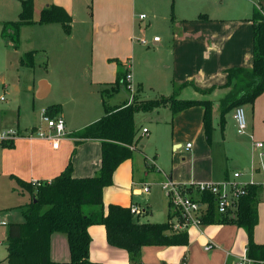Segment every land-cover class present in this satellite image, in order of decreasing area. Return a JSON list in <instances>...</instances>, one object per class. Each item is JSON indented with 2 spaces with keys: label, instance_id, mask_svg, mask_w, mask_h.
Masks as SVG:
<instances>
[{
  "label": "rangeland",
  "instance_id": "rangeland-1",
  "mask_svg": "<svg viewBox=\"0 0 264 264\" xmlns=\"http://www.w3.org/2000/svg\"><path fill=\"white\" fill-rule=\"evenodd\" d=\"M22 1L25 0H0V132L12 130L21 136L32 132V138H40L38 133L49 134L43 113L47 114L48 108L54 105L62 111L67 132L75 133L99 120L104 114L101 91L112 92L111 84L116 81L117 71L124 74L128 66L134 77L131 84L133 99L149 100L171 94L173 84H179L177 79L194 75L196 68L183 64L173 45L175 34L183 24H195L200 16H206L208 21L211 17L216 22L239 17L250 19L254 7L264 13V0H31L33 23L19 28L18 43H15L12 38L4 36V26L19 21ZM54 6L63 9L70 17L68 32L62 23L40 21L42 11ZM141 16L144 19H140ZM154 38L160 43L154 44ZM29 53H34L32 67L23 64ZM118 63L122 65L120 69ZM41 82L50 86L45 98L37 97ZM260 100L264 102V95ZM242 108L246 123L243 134H238L235 121L228 123L227 113L223 130L219 118L216 121L212 116L210 143L205 136L201 144L190 141L192 150L199 155L193 167L188 151L171 152L166 146L163 135L165 130L170 135V124L155 127L156 123L142 113L136 116L135 122L137 126L149 129L150 133L157 128L150 156H156L157 168L160 165L165 167L167 174L171 172L174 177L181 175L190 179L195 169L197 173L200 169L204 172L212 164L216 175L214 183H222L223 172L228 171L229 176L240 174L237 182L247 181L263 189L264 104L253 130L252 109L248 106ZM162 116L160 113L157 121ZM147 137L148 134H141L139 144L144 145ZM16 140L19 139L12 141L13 147L0 141V264L6 262L8 225L24 222L20 207L29 201L27 193L21 194L12 178L29 181L17 174L23 170L16 168L19 153H11L9 158L5 156V151L15 149ZM259 143L262 149L257 147ZM74 154L72 150L71 158ZM159 175L162 177L158 170L149 174L148 182L152 183V179ZM192 181L195 180L182 182V185L195 184L196 181ZM139 189L143 195L137 198L138 201L153 198V205L158 204L161 193L156 187L152 186L151 193ZM161 196L165 204L163 191ZM259 215L257 237L264 242V189L260 194ZM140 218V222L144 221L143 216ZM227 226L212 242L215 245L212 261L209 256L206 258V242H197L191 247L195 264H216L225 260L226 252H243V234L236 237L234 225ZM227 229L231 230L230 234ZM53 254L59 259H67L58 260L61 263L70 259L64 241H53ZM183 259L184 256L179 258L180 264H184ZM231 262L235 260L231 258Z\"/></svg>",
  "mask_w": 264,
  "mask_h": 264
},
{
  "label": "trees",
  "instance_id": "trees-1",
  "mask_svg": "<svg viewBox=\"0 0 264 264\" xmlns=\"http://www.w3.org/2000/svg\"><path fill=\"white\" fill-rule=\"evenodd\" d=\"M33 7L31 0L22 1V11L17 23L4 26V36L18 43L19 28L31 25ZM200 20H207L200 16ZM42 23H62L69 31L70 17L59 8L52 7L42 11ZM252 27V62L250 68H229L224 71L225 83L201 89L192 82L173 84L171 94L149 100L124 101L113 105L111 98L121 93L130 96L125 81L127 71H117L112 92L101 91L104 114L94 123L73 134L74 149L78 145L95 140L101 144L100 167L90 177L76 178L72 175V163L68 162L61 174L51 181L26 182L12 177L21 194L25 192L29 201L21 206L24 222L8 225L7 256L5 264H101L89 259L91 237L90 226H103L106 242L110 247L127 253L129 264H141L144 247H186L189 244L187 232H173L169 220L173 217L170 210L163 223L140 222L139 217L131 213L130 207L109 205L98 212L89 210L92 206H103V190L112 184L117 167L132 157L137 151L140 140V127L135 116L152 114L160 109H168L171 118L192 107H201L204 111L203 127L205 139L210 143L212 134L213 102L210 100L184 99L182 94L189 89L201 97L209 96L218 89H228L219 100V121L223 130L224 116L239 107L253 109L256 99L264 93V16L254 10L249 19ZM34 53L26 55V66H33ZM119 69L122 67L118 63ZM58 105L48 108L47 116L55 117ZM5 146L13 147V142L2 141ZM264 189V188H263ZM260 186L247 184L246 194L236 202L231 214H218L211 194L205 193L202 199L208 204L204 225H234L246 235V257L255 264H264V244L254 241L255 228L259 223L258 207ZM146 214V212H145ZM7 226V225H6ZM64 235L69 249L70 259L61 263L50 258L51 237Z\"/></svg>",
  "mask_w": 264,
  "mask_h": 264
},
{
  "label": "crops",
  "instance_id": "crops-1",
  "mask_svg": "<svg viewBox=\"0 0 264 264\" xmlns=\"http://www.w3.org/2000/svg\"><path fill=\"white\" fill-rule=\"evenodd\" d=\"M254 10L260 11L264 16V13L260 8L254 7ZM210 19L211 21L199 20L195 22V24L185 23L175 34L173 45L178 49V55L181 62L188 65V68H192L193 65L196 66L193 71L194 75L184 77V79H177L179 84L182 82H192L195 86L201 89H207L212 86H221L225 83V70L229 68L251 67L252 27L249 18L246 19L245 17H239L220 22L213 21L211 17ZM159 43L160 41L154 44ZM128 67L131 75V81L129 84L132 86L131 84L134 81V77L130 71V66ZM49 92L50 86L47 85V94L45 97ZM227 92L228 89H218L213 91L209 96L201 97L187 89L183 92L182 97L184 99L210 100L216 103V105L213 104L212 113V116L216 119L219 118L218 102ZM262 95H264V93ZM261 96L256 99L252 109V130L257 123L258 115L264 104L263 100H260ZM126 100L130 103L129 97L127 98L121 93L116 94L111 98L113 105L121 104ZM160 113H163V116L157 121V116ZM56 116H60L64 120L60 108L55 117ZM89 116L97 117L98 115L90 114ZM203 116L204 111L201 107H192L184 110L172 118L170 111L166 108L145 115V117L148 119L150 118V120L156 123L155 127L161 124H170V135L168 134V130H165V135H163L164 139L167 141L166 146L170 148L171 152L179 150L188 151L186 153L189 154L191 167H193L194 161L198 160L199 155L195 149L192 150L190 141H196L197 144L202 143L203 137L205 136ZM227 117L228 123L234 122V110L229 112ZM64 123L66 132V138H64L66 140L63 141L62 145V142H60L59 147L56 150L53 149L45 139L20 137L18 138L19 140L15 141L16 143L14 142V150L11 152L5 151L6 158H9L11 153H19V165L16 166V168L23 169L22 171L17 172L19 176L29 180L28 182H49L61 174L67 166L68 161H71L72 163V175L76 178L90 177L97 173L100 167L101 158L100 142L90 140L78 145L74 156L71 158L70 154L74 149V141L72 137L73 134L78 131L75 133L67 132L65 120ZM144 128L145 127L142 126L140 127V138L141 134H143L142 129ZM156 129L157 128L154 130L156 131ZM146 130L147 132L145 134H148L147 142H145L144 145H140L139 141L136 146L137 151L133 153L132 157L125 160L117 167L113 174L112 184L103 190V206H92L89 208L91 212H98L101 209L105 210L109 205H118L121 207H130L133 205L146 212L143 216L144 221L142 220L141 222L163 223L167 220L169 208L167 202L165 201V205L162 200L160 184L163 183L166 178L179 186H183L182 182H188L189 180H195L196 182H199V184L208 182L214 183L216 175L213 174L212 164L207 171L204 172L200 169L199 173H197L195 169L192 172L190 179L181 175L174 177L171 172L167 174V171H165L166 169L164 170L165 167L161 165V167L159 166V168H157L156 156H150V154H152L150 152H152L151 150L155 142V139H153L155 138V131L154 133L153 131L150 133L149 129ZM188 144L190 147L187 149L186 146ZM157 170L162 172V177L159 175L156 179H152V183L148 182L149 174H153ZM227 177H229L228 171L223 172L222 180ZM196 182L195 184H198ZM241 182H243V184H249L247 181ZM142 185H148L150 193L152 186L158 189L159 194L161 193L158 198V208L156 207V204L153 205V198L146 199L144 202L137 200L139 196L143 195L140 194L141 190L139 189ZM165 206L167 207L165 208ZM259 213L260 204L258 207V215ZM140 217L139 219H141ZM225 227L229 226L204 225L201 227L190 228L187 231L189 244L186 247H144L141 253V264H180L179 258L181 256H184V264H195L194 256L191 253V247L195 246L197 242H206L207 245L209 244L212 246L211 250L205 251L207 254L206 258L209 256V261H212V255L215 248V245H212V242L223 232L221 229ZM257 227L254 232V241L257 244H264V242L257 237ZM234 228L237 230L236 237H238L240 233L243 234L245 249L241 253L233 251L226 252L225 260L221 259L217 261L216 264H230L229 262L231 258L235 260V262H231V264H236L239 259L245 255L246 235L242 229H239L236 226H234ZM227 231L229 234L231 233L230 229H227ZM88 233L91 237L89 248V259L91 261L99 262L101 264H129L128 256L125 251L110 247L107 244L105 229L103 226H90L88 228ZM53 241H57V243H62V241H64L68 247L65 236L54 234L51 237L50 258L55 262H58V260L66 261L67 259H59L53 254Z\"/></svg>",
  "mask_w": 264,
  "mask_h": 264
},
{
  "label": "built area",
  "instance_id": "built-area-1",
  "mask_svg": "<svg viewBox=\"0 0 264 264\" xmlns=\"http://www.w3.org/2000/svg\"><path fill=\"white\" fill-rule=\"evenodd\" d=\"M140 19H144L141 16ZM158 38L153 39V43H158ZM125 81L130 90V101L133 99V93L130 86L131 75L129 67L127 68V74ZM43 120L46 123L49 134L38 133L37 136L45 139L49 142L53 149H58L61 140L66 136L65 123L60 116L49 117L46 113H43ZM234 121L237 125L238 134H243L246 128L244 120V111L242 107L234 110ZM147 130L142 129V133L145 134ZM20 137L32 138V132L27 136H21L16 131L0 132V141H13ZM188 144L186 148L188 149ZM259 149L262 145L257 144ZM240 174L233 173L232 176L227 177L222 183H207V184H190L179 186L173 184L171 181H166L160 184V188L163 191L164 197L167 201L168 208L173 214V217L169 220L171 230L173 232H187L190 228L204 226L203 218L206 215L208 204L202 199L205 193L211 194L213 197V203L218 214L226 215L231 214L236 208V202L241 196L246 194L244 190L245 185L243 182H237ZM141 189L145 192H149L148 185H142ZM131 213L135 216H144L145 211L137 206H130ZM212 249L211 245H206L205 251ZM236 264H255L254 261L246 257V252L243 257L239 259Z\"/></svg>",
  "mask_w": 264,
  "mask_h": 264
},
{
  "label": "water",
  "instance_id": "water-1",
  "mask_svg": "<svg viewBox=\"0 0 264 264\" xmlns=\"http://www.w3.org/2000/svg\"><path fill=\"white\" fill-rule=\"evenodd\" d=\"M46 87V88H45ZM40 88H42V89H40V91H38V93H37V97L38 98H43V97H45V95L47 94V85H46V83L45 82H41L40 83ZM45 88V89H44Z\"/></svg>",
  "mask_w": 264,
  "mask_h": 264
}]
</instances>
